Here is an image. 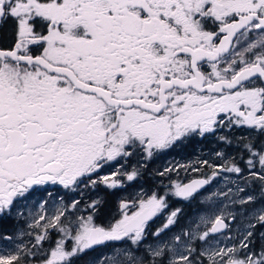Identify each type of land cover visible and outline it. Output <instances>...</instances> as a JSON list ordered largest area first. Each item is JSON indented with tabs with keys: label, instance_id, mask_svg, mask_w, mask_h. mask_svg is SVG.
I'll return each instance as SVG.
<instances>
[{
	"label": "snow or ice",
	"instance_id": "6c2138e0",
	"mask_svg": "<svg viewBox=\"0 0 264 264\" xmlns=\"http://www.w3.org/2000/svg\"><path fill=\"white\" fill-rule=\"evenodd\" d=\"M251 36L249 55L235 52ZM209 137L224 163H200L244 181H232L236 199L218 194L236 212L173 233L186 219L169 211L173 199L198 201L213 171L121 199L98 222L121 177L140 175L124 169L130 158ZM50 185L98 194L34 214ZM237 215L244 230L220 246L213 234ZM8 220L26 228L0 230V264H264V0H0V224Z\"/></svg>",
	"mask_w": 264,
	"mask_h": 264
},
{
	"label": "flooded vegetation",
	"instance_id": "af4514ba",
	"mask_svg": "<svg viewBox=\"0 0 264 264\" xmlns=\"http://www.w3.org/2000/svg\"><path fill=\"white\" fill-rule=\"evenodd\" d=\"M256 39L255 36H251L249 40H241L239 44L235 45V52L242 53L245 57L248 56V53H243V49L247 47V44L250 43L252 40ZM234 44H235V38H234ZM241 133L239 131L235 132V135H240ZM222 146L214 141L212 137H209L208 139H202V138H196L193 139L191 142L177 147L173 148L165 153H162L155 159H152L151 161H144L143 159H139L137 157H132L129 159L127 163L124 164V169L127 171H131L132 167L135 166L138 169H140V175L137 177L139 178L138 181H127L125 177H121V179H124V186L123 188L113 190L114 194L106 195V198L108 200V205L104 209L101 210L100 214V221L98 222H107L110 218L111 214H114L116 204L119 200L124 198H131L135 197V193L141 191H150L149 188H156V189H162L163 186H171V179L170 177L173 175H180L185 176L186 181L183 183H189L191 180L196 179H206L211 176V173L213 171H216L219 173V175L212 177L210 180V183L205 186L206 190H201V195L198 198V201H193L191 204H188L186 202H183L181 198L174 199V203H177V205H180L183 207V212L185 213V210H191V209H199V207L203 204L204 201H207L206 198L207 195L210 194V192L215 188V184L218 183L221 179H229L230 182L233 181L234 178H239L236 174L226 173L220 168H209L200 162L203 160H208L210 164L212 165H220L224 163L223 160H220L216 158L215 152L219 150ZM226 152L230 156H235L237 159H239V153L237 152L235 147H229L226 149ZM169 158V159H168ZM243 167V164H241ZM118 167V165H117ZM165 168H172L174 171L167 173L164 177H160L157 175V173L163 171ZM198 169L197 171H194L193 169ZM115 167L113 169H108L104 174H107L108 172L114 171ZM247 175V173H245ZM147 176L150 178V176L153 178L152 181L154 182L153 185L149 184L146 185V181L142 178ZM141 177V179H140ZM143 182V183H142ZM160 183V184H159ZM244 186V181L243 185ZM49 191L52 192V194H56L58 199H54L56 203H59L61 201H65L66 196L68 199L77 200V194L80 191L77 192H68L67 190H64L62 186H48ZM248 191V189H246ZM92 199L95 198V196L98 194L96 192H92ZM50 203V199L48 203L45 205L44 209H41L37 205V209H41L42 213L45 212V215L48 211V205ZM34 207L32 206L30 210L34 212ZM29 211V209H24L25 214ZM159 222V221H157ZM43 223V221H41ZM157 226V224L155 225ZM154 226V227H155ZM26 228V225L23 223L16 224L12 220L5 221L3 224H0V230H7L8 232H13L16 228ZM54 237L56 239H59V234L53 233ZM31 239L30 237H24L25 241H28ZM47 247V244L45 245Z\"/></svg>",
	"mask_w": 264,
	"mask_h": 264
},
{
	"label": "rangeland",
	"instance_id": "374dc122",
	"mask_svg": "<svg viewBox=\"0 0 264 264\" xmlns=\"http://www.w3.org/2000/svg\"><path fill=\"white\" fill-rule=\"evenodd\" d=\"M151 178H152L151 176H150V178L147 176V178L143 177L142 180L144 179L146 181L145 184L149 186V184L151 185V183H152V185H153V183H154L152 181L153 178L152 179ZM138 179L139 178H136V181H138ZM140 179H141V177H140ZM170 179H171L170 185L173 182L183 184L186 181V177L183 175L182 176L173 175L170 177ZM233 181H236V183H239L240 186L243 185V180H241L240 178H234ZM236 183L230 182L229 179H225V180L221 179L218 183L215 184V188L210 192V194L207 195L208 197H211V200L204 201L203 204L199 207V209H191L188 214H186L187 210H185L184 215L186 214L185 215L186 219H183L180 224L176 225L173 228V233H179V231L182 228L186 229L190 225L194 226V224H192L191 222L195 221L198 223L199 217L201 215H211L212 218L214 219L215 215H220L223 213L225 216H227L228 213H230V212H236L240 208L239 204H232L230 202V200L228 199V197L218 195L219 193H228L229 197L236 199V197L234 196V193L236 192ZM229 188L232 189V192L228 191ZM141 190L142 189H140L139 192L135 193V195H138L141 193L151 194L152 191H159V192H161V194H163V187H162V189H156V188L150 189L149 188L150 191H148V192L144 191V190L141 191ZM81 191L83 192V195H81L79 192L77 194V198H78L77 200L81 201L80 207L83 208L85 203H89L91 201L92 194H91V191L89 189H82ZM214 193L217 195H213ZM239 195L242 197V196H244V193H240ZM54 199H58L56 194H52V198L50 199V203L48 205V211L46 213V216L52 215L55 212L56 208L61 206V202L56 203ZM174 199L176 200L179 198H174ZM174 199L171 203V207H170L169 211H171L173 208H176V207L183 208L180 205H177V203H174ZM71 202H72V199H68V197L66 196L63 204L67 205V204H70ZM34 209H35L33 212L34 214L39 213V214L45 215V212L42 213V210L41 209L38 210L37 206L34 207ZM80 214L86 215L87 213L83 212ZM161 223H163V217L159 220V222H157V226H159ZM245 226H246V222L243 219V217L240 215H237L236 220L230 222V231L225 229V230H222L223 234H213V235L215 236L216 240L221 242L220 246H224L226 244L230 246V241H229L228 237L237 236L238 232L243 231ZM173 233H170L169 235H172ZM58 238H59V236H58ZM105 251H110V249L105 250Z\"/></svg>",
	"mask_w": 264,
	"mask_h": 264
}]
</instances>
